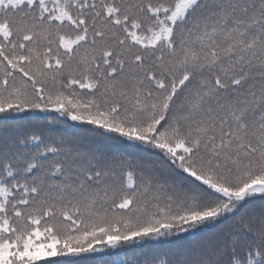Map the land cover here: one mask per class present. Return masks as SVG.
<instances>
[{
  "label": "snow or ice",
  "instance_id": "obj_1",
  "mask_svg": "<svg viewBox=\"0 0 264 264\" xmlns=\"http://www.w3.org/2000/svg\"><path fill=\"white\" fill-rule=\"evenodd\" d=\"M0 264H264V0H0Z\"/></svg>",
  "mask_w": 264,
  "mask_h": 264
}]
</instances>
